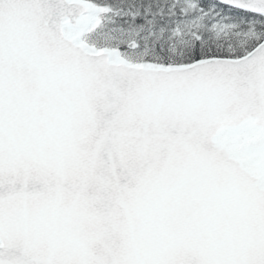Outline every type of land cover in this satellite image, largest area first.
Returning a JSON list of instances; mask_svg holds the SVG:
<instances>
[{
	"label": "snow or ice",
	"instance_id": "obj_1",
	"mask_svg": "<svg viewBox=\"0 0 264 264\" xmlns=\"http://www.w3.org/2000/svg\"><path fill=\"white\" fill-rule=\"evenodd\" d=\"M0 264H264V0H0Z\"/></svg>",
	"mask_w": 264,
	"mask_h": 264
}]
</instances>
